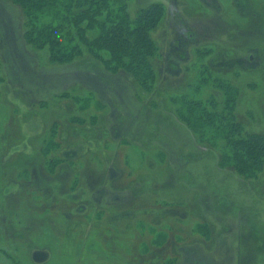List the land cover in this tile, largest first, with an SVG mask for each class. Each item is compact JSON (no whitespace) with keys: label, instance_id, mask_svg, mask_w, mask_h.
Segmentation results:
<instances>
[{"label":"rangeland","instance_id":"rangeland-1","mask_svg":"<svg viewBox=\"0 0 264 264\" xmlns=\"http://www.w3.org/2000/svg\"><path fill=\"white\" fill-rule=\"evenodd\" d=\"M154 3L145 88L98 37L108 15L135 27ZM63 9L39 27L60 32ZM77 11L85 32L64 40L75 61L53 64L23 36L4 64L0 264H264V166L249 176L222 163L224 136L187 117L211 98L264 133V0H94ZM17 18L0 11V49L13 46ZM34 74L51 100L32 106Z\"/></svg>","mask_w":264,"mask_h":264},{"label":"trees","instance_id":"trees-1","mask_svg":"<svg viewBox=\"0 0 264 264\" xmlns=\"http://www.w3.org/2000/svg\"><path fill=\"white\" fill-rule=\"evenodd\" d=\"M91 1L94 0H0V11H2V9H9L13 11L14 16L17 17V14L19 15V18H17L19 26L16 25L15 37L12 40L13 46H9L6 50L4 46L0 49V99L3 93L1 88L2 80L7 81L4 64L8 62L13 54L19 57L21 53H23L25 50L21 44L23 36L26 43L32 49L40 50L46 46L50 62L52 61L51 63L53 64H66L75 61V55L77 54L75 51L76 48L69 49L66 43L64 44V40H70L69 36H72V39H74V35H78L76 32L79 34L85 32V25H80V21L82 19L81 17L87 14V12L77 11V8L81 7L83 4H89ZM8 2L19 6L22 16H20L19 12L16 13L19 10L7 4ZM63 5L65 18L61 25V31L54 30V32L48 33L42 30V28L39 27V22L44 19L45 13L51 12L53 15L58 12V7ZM161 14L162 7L159 3H154L151 6L143 8L139 12L135 27H131L123 22L120 23L117 20L114 21V18L108 15L107 19L102 24L100 37H98V43L108 48L112 54L114 53L116 55L115 60H119L113 65L119 66L125 64V61L128 62V64L125 65L126 68L131 70L136 82H141L140 85L145 88L150 87L151 84L155 82L153 77L154 70L150 63V59L153 57L151 45L154 44V41L150 33L158 25ZM80 15L81 17H79ZM76 23L79 27L76 25H74L76 28L69 27V25ZM21 30H23L22 33ZM4 40L6 42L8 37L7 40ZM156 50L157 49H155V51ZM11 51L12 55H10ZM125 52L127 54L131 53L134 59H122V56H127ZM92 54L98 57L95 52H92ZM135 60L139 61V65H136L137 62H135ZM105 62V67L111 64L110 61ZM22 69L25 70L24 68ZM144 71L146 72L144 73ZM39 78L38 75L34 74L33 80H31L32 89L26 90L31 98L30 101L32 106L37 105V101L41 103L45 100H51V98L49 99L48 97H39L41 94V90L39 89L40 86L37 85V80ZM34 84L35 86H33ZM62 95L64 94L62 93L60 96ZM7 101L8 102L4 105L9 108L11 107L15 110L14 113L18 114L20 111L18 110V106L9 100ZM2 108L3 106L0 104V110ZM189 110L192 112L188 114L187 117L190 118L195 125L202 124V121H207L208 124L211 125V127L208 126L209 130L207 134L210 132V136L213 137L218 134L219 136H224L225 141L223 142V146L228 150L226 151L227 153L220 157L222 163L227 162L228 164H233L234 162V164H236L233 165L235 169L249 176L258 174V170L264 166V133L245 129L240 120L234 118V116L231 118L229 117L228 108L224 106L219 108L215 99L208 98L207 102L197 100Z\"/></svg>","mask_w":264,"mask_h":264}]
</instances>
